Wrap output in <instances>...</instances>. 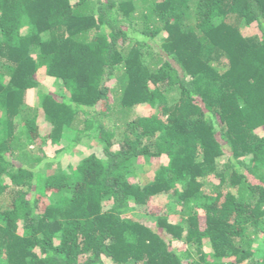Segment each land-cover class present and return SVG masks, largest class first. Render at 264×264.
Instances as JSON below:
<instances>
[{
	"label": "trees",
	"instance_id": "1",
	"mask_svg": "<svg viewBox=\"0 0 264 264\" xmlns=\"http://www.w3.org/2000/svg\"><path fill=\"white\" fill-rule=\"evenodd\" d=\"M41 67L63 87L43 140L102 146L70 172L26 145ZM261 128L264 0H0V264H242L264 234ZM149 157L168 162L134 181ZM168 193L179 222L152 201Z\"/></svg>",
	"mask_w": 264,
	"mask_h": 264
},
{
	"label": "rangeland",
	"instance_id": "2",
	"mask_svg": "<svg viewBox=\"0 0 264 264\" xmlns=\"http://www.w3.org/2000/svg\"><path fill=\"white\" fill-rule=\"evenodd\" d=\"M242 31L246 35H255L258 31L254 25L243 24ZM38 79L40 81V87L36 89H30L27 93V103L30 106L37 107L39 109V127L41 132V138L37 139L35 143L26 144L29 149V154L34 157H41L43 162L41 165L45 166L48 172L58 170V168L64 171L70 172L71 169L86 155L90 153H96L100 157L102 154V146L95 139H84L79 144L71 149L66 148L68 143L66 139H63L60 143H53L51 139L43 140L51 133V124L45 117L44 110L41 106L42 96L44 91L59 92L63 89L61 82L58 79L50 77L45 67H41L38 71ZM148 104H142L135 108L134 116L147 115L154 112ZM261 134H264V128L260 130ZM28 142V141H27ZM66 148V149H65ZM168 162L167 157L161 158H140L135 162V168L132 171L131 178L141 184L149 182L156 172V170L163 164ZM217 180L213 177L208 179L206 189L210 191ZM236 191V189L234 190ZM176 197L172 193L161 194L153 198V203L162 207L161 214H169L171 219L176 222L180 221L181 206L176 204ZM169 211V212H168ZM135 216L138 220L143 221L148 225H156L155 217L150 213L135 212ZM181 242H174L173 247H179ZM207 250L210 248L208 245ZM259 262V263H258ZM264 234H260L254 243V255L244 261L242 264H264Z\"/></svg>",
	"mask_w": 264,
	"mask_h": 264
}]
</instances>
